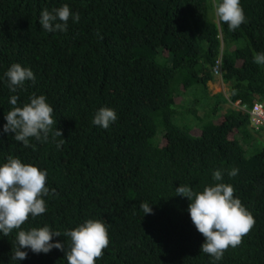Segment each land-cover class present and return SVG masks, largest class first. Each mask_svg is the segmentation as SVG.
Wrapping results in <instances>:
<instances>
[{"label":"trees","instance_id":"trees-1","mask_svg":"<svg viewBox=\"0 0 264 264\" xmlns=\"http://www.w3.org/2000/svg\"><path fill=\"white\" fill-rule=\"evenodd\" d=\"M218 2L0 0V165L13 156L37 166L55 190L21 230L47 225L63 234L100 220L109 244L95 264H264V125L257 129L249 113L264 105V65L253 62L264 53V0H240L247 22L235 31L215 17ZM64 4L79 22L44 31L41 11ZM14 63L36 81L10 92L4 73ZM216 71L239 106L227 109L224 95L210 93ZM33 94L46 97L55 123L46 142L29 138L25 147L3 126L10 97L23 106ZM102 107L118 117L107 129L92 123ZM216 170L255 223L214 262L200 252L205 238L175 189L202 191ZM18 231L0 233V264H67L63 235L52 242L65 251L21 249L27 258L12 260Z\"/></svg>","mask_w":264,"mask_h":264},{"label":"clouds","instance_id":"clouds-1","mask_svg":"<svg viewBox=\"0 0 264 264\" xmlns=\"http://www.w3.org/2000/svg\"><path fill=\"white\" fill-rule=\"evenodd\" d=\"M215 17L226 23L230 31H235L246 23L244 10L240 0H221L214 5ZM79 22V13L73 14L67 4L49 11L47 8L41 11L39 24L49 33L56 31L66 32L68 21ZM253 62L264 65V53H257ZM219 72V71H216ZM8 81L10 92H16L23 88L25 81H36L30 68L22 67L19 63L12 64L4 73ZM230 84V83H226ZM211 93V92H210ZM231 94V92H230ZM18 96L12 95L9 103L13 106L5 114L7 123L3 126L5 133H14V140L23 142L29 147V138L46 142L55 121L52 118L53 108L47 103L44 95L29 97V103L16 106ZM239 106V102H232ZM256 103L249 111L251 123L256 124L252 111ZM229 107L227 109H230ZM115 110L107 107L100 108L94 115L92 123L104 129L117 120ZM256 128L259 125L256 124ZM55 136H62V131L55 129ZM62 143V141L60 142ZM60 143L57 147H60ZM238 170L233 168L228 171L230 177L236 176ZM46 171L40 170L32 164L22 163L19 158L8 156L7 161L0 165V233L9 236L12 231L19 230L15 236L12 247V260H24L28 253L21 249H30L33 253H49L53 248L65 251V245L60 242H52L54 236H65L70 241L66 248L67 264H95L102 257V250L109 244L106 226L100 220L89 219L74 229L67 230L63 234L52 231L47 225L32 227L29 230H21V226L28 221L29 216L35 218L46 212V202L43 199L55 193L46 187ZM215 184L205 186L202 191L196 192L187 185H180L175 189L176 195L186 197L190 203L188 213L197 231L205 238L200 252L213 258V261L222 259L224 252L231 246L235 248L242 242V237L247 235L254 226V218L242 205L239 198L234 197V188L230 184L221 182L223 172H213ZM140 208L145 214H151L152 209L148 203L142 202Z\"/></svg>","mask_w":264,"mask_h":264},{"label":"rangeland","instance_id":"rangeland-1","mask_svg":"<svg viewBox=\"0 0 264 264\" xmlns=\"http://www.w3.org/2000/svg\"><path fill=\"white\" fill-rule=\"evenodd\" d=\"M216 74H218L216 80H212L208 83L209 86V90L211 92V94H222L224 95V97L227 99L229 98L230 95V84H226L221 76L220 72H216ZM188 104H192L194 103L193 99L188 100L187 101ZM234 105L236 104H232L230 101H226L225 104H223L222 106H224L225 108H229V107H234ZM207 111V110H205ZM259 137V134L257 135Z\"/></svg>","mask_w":264,"mask_h":264},{"label":"built area","instance_id":"built-area-1","mask_svg":"<svg viewBox=\"0 0 264 264\" xmlns=\"http://www.w3.org/2000/svg\"><path fill=\"white\" fill-rule=\"evenodd\" d=\"M263 107L257 106L254 111H252L253 119L257 125H264V111Z\"/></svg>","mask_w":264,"mask_h":264},{"label":"flooded vegetation","instance_id":"flooded-vegetation-1","mask_svg":"<svg viewBox=\"0 0 264 264\" xmlns=\"http://www.w3.org/2000/svg\"><path fill=\"white\" fill-rule=\"evenodd\" d=\"M213 95H216V94H213Z\"/></svg>","mask_w":264,"mask_h":264}]
</instances>
